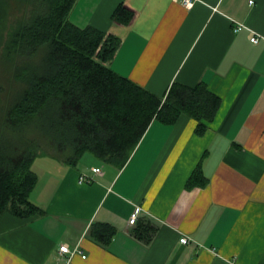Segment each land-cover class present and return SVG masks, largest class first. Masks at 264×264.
<instances>
[{
    "label": "crops",
    "instance_id": "obj_1",
    "mask_svg": "<svg viewBox=\"0 0 264 264\" xmlns=\"http://www.w3.org/2000/svg\"><path fill=\"white\" fill-rule=\"evenodd\" d=\"M70 21L120 37L110 67L148 92L204 83L221 105L201 136L187 115L152 121L121 169L35 159L42 214L1 216L0 264H264V0H75ZM197 166L207 185L187 189ZM95 224L115 229L107 246Z\"/></svg>",
    "mask_w": 264,
    "mask_h": 264
},
{
    "label": "trees",
    "instance_id": "obj_2",
    "mask_svg": "<svg viewBox=\"0 0 264 264\" xmlns=\"http://www.w3.org/2000/svg\"><path fill=\"white\" fill-rule=\"evenodd\" d=\"M20 2L25 8H18L20 18L5 37L10 6L0 10L4 55L0 61L6 73L10 75L14 58L28 59L11 77L21 85L19 94L0 111V218L5 212L20 219L42 214L30 200L38 183L32 164L39 156L75 166L90 154L121 169L152 121L172 125L187 115L197 122L195 131L201 136L214 120L221 100L204 83L192 87L174 83L164 97H158L115 72L110 63L120 37L73 24L75 0ZM132 18L123 4L112 15L122 25ZM207 182L197 166L186 188H202ZM90 233L107 246L115 229L95 224ZM134 235L139 237V230Z\"/></svg>",
    "mask_w": 264,
    "mask_h": 264
},
{
    "label": "rangeland",
    "instance_id": "obj_3",
    "mask_svg": "<svg viewBox=\"0 0 264 264\" xmlns=\"http://www.w3.org/2000/svg\"><path fill=\"white\" fill-rule=\"evenodd\" d=\"M22 5L23 4L20 2V0H0V10L6 8V6L9 7V9H7V11H6L7 16H6V21H5V27L6 26L7 27L4 28V33H3L4 37H5V34L7 32H10L11 28H13L15 20L20 18V14H18L16 12L18 11V8H21V10H24L25 4L23 5V7H22ZM3 40H4V38H3ZM2 49H3V43H1V40H0V54H1ZM41 55L42 54L40 52L38 54V56H36V59H35L36 62L40 61L39 59L41 58ZM1 56H4V55L1 54L0 57ZM27 61H28V59L26 57L14 58L11 62V65H10V68H11L10 75H9V73H6V70H5L6 67L3 65L2 61H0V87L2 89H4L3 92H0V111L3 107H6L7 104H9L10 100L15 98V96H17L19 94L18 92L20 91L21 85L17 84L15 81H13V79L11 80V77H12L15 69H17L20 66H24L25 63H27ZM5 73H6L7 77L5 76ZM4 77H6L8 79L6 80ZM0 117H1V113H0ZM87 155H90V154H87ZM46 157L47 156H39L36 159H46ZM86 157H89V156H86ZM86 157H84V159ZM51 158H53V157H51ZM89 158H93V157H89ZM53 159H55V158H53ZM93 159H96V158H93ZM96 161L99 164L102 163V161H100L99 159H96ZM99 166L102 167L103 165H99Z\"/></svg>",
    "mask_w": 264,
    "mask_h": 264
},
{
    "label": "built area",
    "instance_id": "obj_4",
    "mask_svg": "<svg viewBox=\"0 0 264 264\" xmlns=\"http://www.w3.org/2000/svg\"><path fill=\"white\" fill-rule=\"evenodd\" d=\"M194 2H195V0H182V5L184 7H186V8H190L194 4ZM250 41L252 43H257L258 39H257V37L254 36V37H251ZM92 172L94 174H100V169L93 168ZM91 180H92V178L87 177L85 175H82V176L79 177V181L78 182H79V184H82V183H85V182H90ZM138 216H139V210L138 209H134V211L131 213L129 221H128L129 225H131V226L135 225V223H136V221L138 219ZM180 243L186 244L187 243V239L186 238H181L180 239ZM58 253L63 256L64 254L70 253V250H69L68 246L64 244V245H61L59 247ZM85 257H86L85 255H82L83 259Z\"/></svg>",
    "mask_w": 264,
    "mask_h": 264
}]
</instances>
